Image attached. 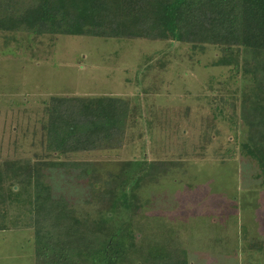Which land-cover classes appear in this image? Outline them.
<instances>
[{
    "label": "rangeland",
    "instance_id": "1",
    "mask_svg": "<svg viewBox=\"0 0 264 264\" xmlns=\"http://www.w3.org/2000/svg\"><path fill=\"white\" fill-rule=\"evenodd\" d=\"M202 43L0 31V163L87 162L104 180L124 163L177 164L139 191L147 203L135 217L138 235L149 241L154 230L156 242L179 243L188 264H264V251L249 247L264 243V187L257 164L242 154V99L254 76L241 55L237 66H213L229 49ZM99 96L123 99L121 138L91 153L50 152L47 102ZM45 174L56 198L95 219L103 182L91 187L57 168ZM16 210L6 216L0 208V225L20 224ZM1 229L0 264H35L34 231Z\"/></svg>",
    "mask_w": 264,
    "mask_h": 264
},
{
    "label": "trees",
    "instance_id": "2",
    "mask_svg": "<svg viewBox=\"0 0 264 264\" xmlns=\"http://www.w3.org/2000/svg\"><path fill=\"white\" fill-rule=\"evenodd\" d=\"M21 30L193 46L210 39L229 49V55L213 66H237L243 56L245 70L254 81L242 99L247 127L242 154L257 164L264 187V0H31L27 4L0 0V31ZM122 104L123 99L115 96L51 98L44 131L50 136V152L70 156L115 143L124 134ZM173 165L177 164L124 163L121 173L108 174L104 180L87 162L4 161L0 163V208L9 216V209L16 207L12 216L21 223H2L0 229L33 230L35 264H188L189 255L179 243L173 249L156 242L154 230L148 241L146 233L138 235L135 222L147 203L139 191L167 175ZM51 168L66 175L76 171L78 180L88 181L91 187L103 182L93 196L95 219L80 218L66 199L54 196L45 174ZM249 247L264 251L259 241H251Z\"/></svg>",
    "mask_w": 264,
    "mask_h": 264
}]
</instances>
